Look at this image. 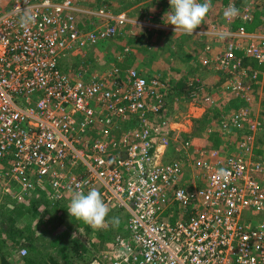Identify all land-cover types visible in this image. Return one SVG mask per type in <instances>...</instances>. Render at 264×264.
Here are the masks:
<instances>
[{
	"label": "built area",
	"instance_id": "obj_1",
	"mask_svg": "<svg viewBox=\"0 0 264 264\" xmlns=\"http://www.w3.org/2000/svg\"><path fill=\"white\" fill-rule=\"evenodd\" d=\"M78 1L0 0L3 192L14 193V184L25 197L46 187L54 204L82 183L107 207L115 200L128 213L126 226L111 233L93 264H264V219L254 217L264 210V155L249 156L264 114L257 121L247 106L230 113L223 127L249 130L238 151L222 155L180 139L186 129L163 115L170 86L160 73L110 63L71 76L61 64L65 51L89 49L128 20L103 3L91 11L100 26L83 28ZM238 1L226 4L238 15L223 13L207 33L224 40L217 55L229 77L223 88L247 100L252 86H264V22L260 31L248 29L252 0ZM25 15L34 22L22 24Z\"/></svg>",
	"mask_w": 264,
	"mask_h": 264
},
{
	"label": "rangeland",
	"instance_id": "obj_2",
	"mask_svg": "<svg viewBox=\"0 0 264 264\" xmlns=\"http://www.w3.org/2000/svg\"><path fill=\"white\" fill-rule=\"evenodd\" d=\"M228 1L211 0L210 10L201 25H206L210 21H215L214 24H220L223 21V13ZM135 2V0H79L77 2L79 9L76 14L83 28H94L103 22L101 17L91 12L96 10L99 4L104 3L107 6L105 7L106 11L111 12L110 10L113 8L116 9L115 11L127 10ZM198 2L203 3L204 0H198ZM144 3L146 8L150 5L157 6L158 14L161 16L156 15L157 20L168 21L167 12L171 10L170 5L167 4L164 10L162 7L165 6L163 4L158 6L154 0H146ZM258 3L260 6L256 9L252 23L248 25L250 30L260 31L263 28L264 3L252 0L251 6H257ZM125 12L128 18L134 15V17H141L145 13V11L141 13L136 8ZM253 12H255L254 8ZM237 22V20L234 21L232 26L235 27ZM135 26L138 25L131 26L132 32H129L130 25H117L115 35L107 40H101L94 49L65 51L61 61L65 71L71 76H76L80 72L83 75L92 68H100L105 64L117 62L116 65L118 66L121 64L130 65L129 67H135L147 76L160 73L169 81L170 86L163 115L169 120L179 122L181 129L183 127L186 129L180 132V139L189 136L192 140L191 148L192 145L201 148L212 146L218 148L222 155L227 152L238 151V139L240 135H245L249 129L246 125H243L245 127L242 126V129H237L231 125L223 127L221 123L226 121L230 113L242 106L249 108L252 118L261 121L264 114V86L261 85L263 81L252 86L253 91L249 93L250 98L244 100L236 93L223 88L229 77L226 76L225 72L227 71L219 67L217 55L219 52H221L220 54L224 53V40L210 39L206 34L200 39L180 32L174 33L173 25L168 26L169 30L172 28L171 31L167 30V32L159 34L150 33L149 30L142 29L143 26L137 32ZM123 48L124 51L122 52ZM224 73L225 78L223 77ZM206 94H209L213 100H206L204 98ZM253 133L252 155L249 153L250 150L249 152L244 151L243 155L247 157L250 154L251 157L260 158L264 155V127ZM112 135L116 137L117 132L113 131ZM7 164V161L0 160V170L4 169ZM11 188H13L14 193L7 194L3 192L0 185V223L3 225L10 224V220L7 221L8 223L6 222L8 216L17 219L14 217L15 211L11 208L21 207L23 211L20 214L23 219L22 226L29 225L30 234L39 237L36 242H40L39 250L42 251L40 256L34 257L26 244L15 243V238H19V236L10 233L14 236V243L17 246L16 253H18L19 246L28 247L27 253L23 256L20 255L21 260L14 261L12 264H42L44 259L50 263L51 257L58 258L61 264H67L58 253V247L62 238L66 239L74 230H76L75 234L80 240L91 249L90 256L92 258H89L86 264H90L91 261L94 263L100 250L110 244L111 233L115 230L124 229L126 226L128 213L123 208L117 207L115 200L114 203L108 205L110 211L105 217L104 226L94 230L82 221L70 217L67 207L71 195H67L62 201L51 204L45 197L46 187H37L25 197L16 194L14 184H11ZM60 205L64 206V212L59 208ZM31 211L38 214L36 213L34 216ZM54 213L63 215L61 223H55ZM254 217L264 219V210L256 212ZM52 223H55L56 226L53 227ZM98 231H102L103 235L99 236ZM38 233L39 235H37ZM59 235L63 237L61 238ZM2 238L5 237L2 236ZM5 239L6 244L12 240L9 236ZM23 241L26 243L27 238ZM70 260L74 264H83L84 262L83 259L81 260L76 256L70 257Z\"/></svg>",
	"mask_w": 264,
	"mask_h": 264
},
{
	"label": "clouds",
	"instance_id": "obj_3",
	"mask_svg": "<svg viewBox=\"0 0 264 264\" xmlns=\"http://www.w3.org/2000/svg\"><path fill=\"white\" fill-rule=\"evenodd\" d=\"M169 4L171 10L167 12L168 22L166 24L174 26V33L181 32L192 35L208 14L211 0H204L203 3L198 0H169ZM237 15L238 9L234 5H230L224 11L225 19L234 18ZM34 19L31 15H25L21 18V23L26 25L30 21L34 22ZM67 210L71 218L82 221L94 230L104 226L105 217L110 211L99 191L93 188L85 193L82 183L76 185ZM19 255L21 254L19 253Z\"/></svg>",
	"mask_w": 264,
	"mask_h": 264
},
{
	"label": "trees",
	"instance_id": "obj_4",
	"mask_svg": "<svg viewBox=\"0 0 264 264\" xmlns=\"http://www.w3.org/2000/svg\"><path fill=\"white\" fill-rule=\"evenodd\" d=\"M240 53H241V51H240ZM240 53H238V54H240ZM242 59H243V64L248 63L247 57L243 56ZM253 63L254 62H251V64H253ZM225 73L227 76L228 75L227 72H225ZM225 73L223 74L224 78H225ZM251 91H253V89ZM237 95L241 96L240 94H237ZM59 208L62 209V211L64 212V206L63 205H60ZM11 209L15 211L16 214L14 215V217H17V219H14L12 216H8V217H6V222L8 220H10V224L3 225V223H0V249H1L0 250V263L1 264H12L14 261L17 262V261L21 260L22 257L19 255V253H16V251H15L16 247H17L15 245V243L26 244L30 248L32 255H34V257L37 255L40 256V253L42 252L41 250H39L40 249L39 248L40 242H38V243L36 242V240H38L39 237H34L30 234V231L28 228L29 225L22 226L23 219H22L20 214L23 211H22L21 207L19 208L17 206V207H13ZM7 211H9V210H7ZM31 212L34 216H36L35 214L37 212L36 213H33V211H31ZM53 218H54L56 224H59L63 221V215L62 214L57 215L56 213H54ZM55 223H52L53 227L56 226ZM44 231H45V229H44ZM10 233H13L14 236H19V238H15V241H16L15 243H14V236L11 235ZM40 233H42V232L40 231ZM75 233H76V230H74L72 233H70L69 237H67L66 239H63L62 238L63 236L59 235L62 238V241L58 247V251H59L58 253H60V256L63 257V260L67 264H74L70 260V257H72V256H76L77 258H80L81 260L83 259L84 260L83 264H86L89 261V258H92L90 256V254L92 253L91 249H90V247H88L86 245L85 242L80 240V238ZM97 233H99V236L103 235L102 231H98ZM37 235H39V233ZM2 236L5 238L9 236L12 240L9 242V244H6L7 241L5 238L1 239ZM21 237H24V239H21ZM26 238H27V242L24 243L23 240H26ZM34 240H35V242H34ZM6 246H9V248L5 249ZM30 261H32V260H30ZM48 263L49 262L47 261V259L42 260V264H48ZM49 264H61V263H60V260L58 258L51 257V262Z\"/></svg>",
	"mask_w": 264,
	"mask_h": 264
},
{
	"label": "crops",
	"instance_id": "obj_5",
	"mask_svg": "<svg viewBox=\"0 0 264 264\" xmlns=\"http://www.w3.org/2000/svg\"><path fill=\"white\" fill-rule=\"evenodd\" d=\"M136 2L135 3H133V4H131V7L129 8L130 10L132 9V10H134V8H136V9H138V10H140V12L142 13L143 11H145V13H144V15H141V17H139V16H136V17H129L128 18V20L126 21L127 23H123V24H126V26L127 25H130V27L128 28V30H129V32H132L131 31V29H132V27L131 26H134V25H138V26H135L136 28H137V30H135V31H137V32H139L140 31V28H141V26H143V28L142 29H144V30H149L150 31V33L152 32V33H162V32H167V30H169V27L168 26H171V24H166L168 21H165V22H163L162 20L160 21V20H157V18H156V15H158V16H160L158 13H159V9H157V6L155 7V6H148L147 8L145 7V1L146 0H135ZM155 2H157L158 3V6H162L161 4H163L165 7H162V9H166V7H167V4L168 5H170L169 4V0H154ZM256 1H260V3H264L263 1L264 0H256ZM149 2V1H148ZM146 6H147V3H146ZM259 3H258V5L257 6H255L254 5V11L255 12H253V14H256V9H258L259 8ZM145 8V9H144ZM129 9H127V10H129ZM116 9L115 8H113V10H110L111 12H115V13H117V12H119V11H127V10H123V9H121V10H118V11H115ZM126 13V12H125ZM132 13H133V11H132ZM134 13H135V11H134ZM133 15V14H132ZM161 17V16H160ZM133 19H135L134 21H133ZM128 21H130V22H128ZM213 23H216L215 21H210V22H208V23H206V25H200V26H198L197 27V29H195L194 30V34H192V36H196V37H198V38H202V36L204 37L205 36V34L208 36V38H210V39H218L216 36H214V35H212V34H209V33H207V31H209V28L213 25ZM252 23V22H251ZM250 23V24H251ZM134 28V27H133ZM168 28V29H167ZM171 30H172V28H170ZM171 30H169V31H171ZM136 33V32H135ZM181 33V32H180ZM184 34V33H183ZM107 40V39H106ZM100 42H98L96 45H94V46H91L89 49H94V47H97V45L99 44ZM124 51V48H123V50H122V52ZM121 52V53H122ZM114 64H116L117 62H113ZM130 66V65H129ZM129 66H127V65H123V64H121V66H119L121 69H126V68H128ZM104 67V66H103ZM103 67H101V68H103ZM90 264H93L92 263V261L90 262Z\"/></svg>",
	"mask_w": 264,
	"mask_h": 264
}]
</instances>
